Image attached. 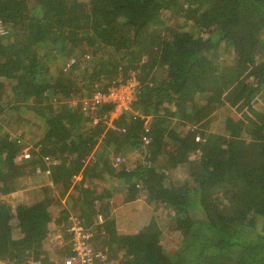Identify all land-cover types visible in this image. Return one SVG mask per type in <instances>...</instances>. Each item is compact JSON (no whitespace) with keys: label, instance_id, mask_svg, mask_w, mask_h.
<instances>
[{"label":"trees","instance_id":"trees-1","mask_svg":"<svg viewBox=\"0 0 264 264\" xmlns=\"http://www.w3.org/2000/svg\"><path fill=\"white\" fill-rule=\"evenodd\" d=\"M169 13L198 31L177 28ZM0 20L11 37L0 35V264H62L57 259L75 253L67 232L73 219L102 230L104 247L94 248L111 256L96 264H264V0H0ZM225 51L236 64L220 61ZM138 70L133 110L114 127L94 123L83 100ZM19 145L31 157L4 165ZM112 150L138 167L115 166ZM182 162L193 192L164 200L172 237L159 223L119 233L114 200L92 181L66 204L55 193L79 171L69 169L85 164L83 182L109 183L113 199L154 193L156 172L164 194H173L164 172ZM132 176L138 182L119 185ZM211 191L231 195L219 219L207 211ZM61 226L62 246L51 240Z\"/></svg>","mask_w":264,"mask_h":264},{"label":"rangeland","instance_id":"rangeland-1","mask_svg":"<svg viewBox=\"0 0 264 264\" xmlns=\"http://www.w3.org/2000/svg\"><path fill=\"white\" fill-rule=\"evenodd\" d=\"M167 18L179 29H183V28H186V29H189V30H192L194 29L193 31H198V28L195 29L193 23L188 20L187 18L183 17V15L181 14H174V13H169ZM185 22V23H184ZM7 41H10L11 40V37L8 35V36H3ZM25 38L23 39V41L25 42ZM223 55L221 53H218L217 55L220 57V61H224L228 64H232V63H235L236 64V61H237V58L235 57V55L233 54L232 51H225V52H222ZM244 64H241V65H237L240 69H243V66ZM244 69H246L247 71L245 72H249V71H253L254 68L250 67V66H244ZM125 85V84H124ZM140 87V84L137 85L136 87V90L137 92H134V100L136 99V96H137V93H138V89ZM130 87L128 88H125L123 87L122 88V91H126L127 89H129ZM87 89V88H86ZM133 100V101H134ZM138 99H136L133 104L131 105V108L132 106L137 102ZM213 111H215L217 109V107H212ZM210 112V113H211ZM209 113V115H210ZM138 114V112H137ZM208 116H206V114L203 116V119H207ZM36 133H34V138H36ZM24 137V136H22ZM24 138H28V137H24ZM32 138V137H31ZM141 138L142 140L144 139L143 138V135H141ZM30 139V138H28ZM36 142V141H35ZM41 145H38V146H35L37 148H40ZM166 146H172L169 142L167 143ZM24 148L26 147H22L19 145V147H13V151H9L6 153V155L4 156L3 158V163L6 165V164H9L11 161L14 160L16 154L19 155L21 150H23ZM30 148V147H29ZM117 148H119V143H117ZM31 151V149H30ZM32 152V151H31ZM193 159H195L196 157H198L197 155H194L191 156ZM116 162H117V159H116ZM121 163V162H120ZM120 163H117V165H121ZM159 173L161 175V172L159 170ZM166 174L165 178L163 179V183H164V180L165 182L169 181V187H172L173 189H175V192L173 194H167L165 196L164 194V191L160 189H155V192L153 193L152 191L150 193H146L145 191H141L138 192L137 190V196L138 197H141L145 194L146 197H147V200H145L147 203H150L151 206H152V213L153 215H155L154 217H152L151 219H146L145 222H143L142 224L145 225V228H140L141 227V224L138 225V229H146L147 227L155 224V223H159V226H160V229L163 231V233H165L168 237H172L173 234H172V229H173V224H174V219L170 216L172 212L171 210V207L168 205V203H166L164 200H167V201H170L172 199H175V198H178L179 196L181 195H184V194H187V193H192L193 190H187L186 188V182L185 180L188 179V175H189V164L186 163V162H182L180 163L177 167L175 168H172L171 170H165L164 172V175ZM162 175H163V172H162ZM32 179V178H31ZM190 180V179H189ZM121 183L124 182L123 179H120L119 180ZM31 182V180H30ZM43 184H46V182H44ZM190 186L193 187V184L190 183ZM149 192V191H147ZM139 193V194H138ZM14 194H17V193H14ZM70 200V199H69ZM189 200V199H188ZM191 200V199H190ZM7 202H9V200H7ZM60 202H62V200H60ZM64 202H67V200H65ZM143 202V201H142ZM229 202H231V195L229 193H223V192H217V191H211V194H210V202H209V205L207 207V211L209 212V214H211V216L215 217L216 219H219L220 215V210L222 209V206L225 205V204H228ZM7 205V204H5ZM193 208V207H192ZM72 212H76V211H72ZM72 212H70V214H72ZM192 212H196L197 211H192ZM197 215V214H194V216ZM227 216L230 217L231 215V212L230 211H227L226 213ZM69 216V215H68ZM66 217L69 219V217ZM199 217V216H198ZM73 223L77 220L73 219ZM157 221V222H155ZM68 223V222H66ZM70 226V223L67 224ZM82 227V226H81ZM204 227H206L204 225ZM88 229V228H86ZM154 229V228H153ZM89 230L92 231V236H91V240H90V244L95 247L94 245H96L97 249L98 250H102L100 249L103 245L104 247V244H103V241H102V238L103 237V234H102V230L101 231H97L95 229H92V228H89ZM104 231V230H103ZM248 231V230H247ZM105 232V231H104ZM48 241H46L47 243ZM48 250H49V256L51 257V259L54 258L55 256V249L54 247H48ZM111 256V254H107V257L105 256V259L108 260L109 257ZM106 264V263H105Z\"/></svg>","mask_w":264,"mask_h":264},{"label":"built area","instance_id":"built-area-1","mask_svg":"<svg viewBox=\"0 0 264 264\" xmlns=\"http://www.w3.org/2000/svg\"><path fill=\"white\" fill-rule=\"evenodd\" d=\"M8 34L9 29L7 25L0 20V35L7 36ZM138 72L139 70L131 72L128 79L119 80L118 82L113 81V83L106 90L98 88L90 97L83 100L85 112L86 114H92L94 123L104 120L107 125L114 127L112 122L115 118H118L122 114L132 110L131 105L137 99L136 96V99L134 100V92H137L136 87L140 84L137 74ZM123 87L130 88L124 92L122 91ZM105 104H112L113 109L110 110L105 117L101 118V116L96 112ZM143 141L147 144L150 142V139L148 136H144ZM31 155L32 153L30 150L25 149L22 154L17 156V159H27L31 157ZM116 159V163L123 161L122 156H117ZM70 230L74 236L75 253L65 256L61 261L62 264H96V260H105V255L102 252L97 251L90 244L91 236L93 234L91 230L81 227L79 222H75L73 226H71ZM60 237L61 235H58L55 239L61 241ZM30 264H43V262L41 259H33Z\"/></svg>","mask_w":264,"mask_h":264},{"label":"crops","instance_id":"crops-1","mask_svg":"<svg viewBox=\"0 0 264 264\" xmlns=\"http://www.w3.org/2000/svg\"><path fill=\"white\" fill-rule=\"evenodd\" d=\"M144 131H146V130H144ZM148 131H150V130H148ZM105 134L106 133H103L98 138V143H96L95 149L97 147H99L100 145L103 144L104 139L106 138L105 137ZM142 135L144 137V135H146V134H142ZM119 145H120V143H119ZM23 150L19 151L20 154L23 153ZM120 154L123 157V161H122L121 165H117V163H116V157L119 156ZM17 156L18 155L16 154L14 160L11 161L9 164H6V165H11V164H13L15 162H19V160L17 159ZM112 160H113V163L115 164V166H118L121 169L131 170L132 168L134 169V168L138 167V161L135 162L132 165V163H130L128 161V159L126 158V156L123 155L119 151L112 150ZM85 169H86V165L85 164H83V166H81V168L78 165L75 169H69L72 172H76L78 170L79 171L75 174V176H74L72 182L70 183L69 187L66 188L64 190V192L62 190H61V192H60V190H58L57 192H55L57 194L58 198L60 200H62V202L64 204H66V202H64V201L67 200L68 196L73 195L75 197L76 196L78 197L79 187H82L83 186L84 188H88L90 186V184H91L90 181H92L93 184H96L97 185L96 188H97V191L98 192L99 191L102 192V194H104V197L107 198L108 200H114V203H113L114 204L113 205V214H114V219H115V222H116V228H117V230H118L119 233H122V234L138 233L139 231H142L141 229H138V225L141 224V227L140 228H145V225L142 224V223L145 222L146 219L148 220V219H151L152 217L155 216L152 213V206H151V204L150 203H147L145 201V200H147L146 195L151 192L150 189H149V192H147L145 190H142V191H145L147 194H145V195H143L141 197H138V196L137 197H133L129 193V195L126 198V196L123 197V193H122V194H120L121 196L118 198L120 200L113 199V196L111 197V189H110L111 186H110L109 183H105L104 181H100L98 179H95L96 177L95 178H92V177L90 178L89 177L88 179H86L83 182V173H84V170ZM133 177L134 176H132V177H123V178L121 177L120 179H123L124 182L123 183L119 182V183H121L119 185L123 186L127 182H138V177H137V179H135ZM151 178H152V180H154L155 189L161 188L160 187L161 186V183L158 181V179H159L158 172H156L155 175H154V177H151ZM139 181L141 183V185H139V186L142 187L143 180L142 179H139ZM46 182H47V184H49V183L51 184L50 181H46ZM81 184H82V186H81ZM122 189H125V188H122ZM70 200H72V198H70ZM70 228H71V226H68L67 227V232L71 236L70 237V242H71V245H72V252H74V236H73L72 231L70 230ZM62 230H63V227L61 226V227L58 228V230L56 231V233H54L53 236H51V240H54V241L58 242L59 245H61V246L63 245L64 241L67 240L66 233H64ZM58 235H61V237H60L61 238V241L55 239V237L58 236ZM55 253H56V251H55ZM72 254H69V255H72ZM66 256H68V255H66ZM57 260L58 261H62L63 259H57Z\"/></svg>","mask_w":264,"mask_h":264},{"label":"clouds","instance_id":"clouds-1","mask_svg":"<svg viewBox=\"0 0 264 264\" xmlns=\"http://www.w3.org/2000/svg\"><path fill=\"white\" fill-rule=\"evenodd\" d=\"M133 110V109H132ZM129 112V111H128ZM127 113V112H126ZM126 113H124V114H126ZM124 114H122V115H124ZM144 116V115H143ZM150 121H151V119H150V117H147L146 118V120H145V128H144V130H146V131H144L143 132V134H146V133H149L150 131H151V124H150ZM112 124L114 125V122H112ZM148 130H150V131H148ZM148 131V132H147ZM144 136H148V138L151 140L152 138L150 137V134H146V135H144ZM144 138V137H143ZM27 149H29L30 150V148L28 147ZM31 152V151H30ZM32 153V152H31ZM194 155H197V156H199V154L198 153H194V154H192L191 156H193L194 157ZM119 156H121V155H119ZM30 158V157H29ZM28 159V158H27ZM21 160H25V159H21ZM21 160H19V161H21ZM122 163V162H121ZM120 163V164H121Z\"/></svg>","mask_w":264,"mask_h":264},{"label":"bare ground","instance_id":"bare-ground-1","mask_svg":"<svg viewBox=\"0 0 264 264\" xmlns=\"http://www.w3.org/2000/svg\"><path fill=\"white\" fill-rule=\"evenodd\" d=\"M84 227V226H83Z\"/></svg>","mask_w":264,"mask_h":264}]
</instances>
